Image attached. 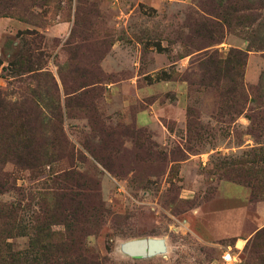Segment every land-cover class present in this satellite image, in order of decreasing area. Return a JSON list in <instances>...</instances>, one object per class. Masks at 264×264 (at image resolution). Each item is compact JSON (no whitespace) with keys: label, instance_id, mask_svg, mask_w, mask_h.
<instances>
[{"label":"rangeland","instance_id":"rangeland-1","mask_svg":"<svg viewBox=\"0 0 264 264\" xmlns=\"http://www.w3.org/2000/svg\"><path fill=\"white\" fill-rule=\"evenodd\" d=\"M0 100L5 259L70 168L88 220L71 235L108 264H264V0H0ZM26 117L60 162H13ZM148 239L164 251L123 248Z\"/></svg>","mask_w":264,"mask_h":264},{"label":"trees","instance_id":"trees-1","mask_svg":"<svg viewBox=\"0 0 264 264\" xmlns=\"http://www.w3.org/2000/svg\"><path fill=\"white\" fill-rule=\"evenodd\" d=\"M39 90V89H38ZM36 90V95H38ZM5 102L0 100V107ZM50 112V111H49ZM52 115V111L50 112ZM58 113L53 114L55 118ZM50 115V116H51ZM35 120V119H34ZM40 120V119H39ZM24 130L20 132L24 140L14 147L12 155L14 163L26 169L36 168L41 165L58 163L65 155L49 153L48 148L60 150V144L54 142H34L31 136L37 134L31 126V120L26 117ZM40 131V130H39ZM58 139H54V141ZM2 163V162H0ZM10 174L0 170V193L14 190L12 186H6ZM81 176L70 168L57 170L52 177L54 190L50 192L52 199L51 212L35 225L33 236L28 237L27 248L10 253L9 260L0 253V264H108L105 256L99 253L91 254L84 248L82 239L72 237V231L81 229L82 222H88L83 205L86 201V191L82 190ZM19 205L12 203H0V218L6 212L17 211ZM49 224H62L68 235L65 238H56Z\"/></svg>","mask_w":264,"mask_h":264},{"label":"water","instance_id":"water-1","mask_svg":"<svg viewBox=\"0 0 264 264\" xmlns=\"http://www.w3.org/2000/svg\"><path fill=\"white\" fill-rule=\"evenodd\" d=\"M123 248L131 255H154L164 251V243L159 239H148L147 241L127 242Z\"/></svg>","mask_w":264,"mask_h":264},{"label":"built area","instance_id":"built-area-1","mask_svg":"<svg viewBox=\"0 0 264 264\" xmlns=\"http://www.w3.org/2000/svg\"><path fill=\"white\" fill-rule=\"evenodd\" d=\"M221 262L223 264H235V257L229 251H225L221 255Z\"/></svg>","mask_w":264,"mask_h":264}]
</instances>
